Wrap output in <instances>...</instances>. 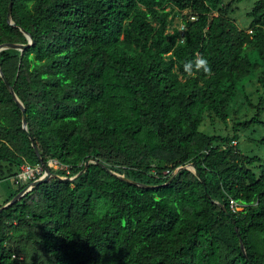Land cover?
Segmentation results:
<instances>
[{"label": "trees", "instance_id": "1", "mask_svg": "<svg viewBox=\"0 0 264 264\" xmlns=\"http://www.w3.org/2000/svg\"><path fill=\"white\" fill-rule=\"evenodd\" d=\"M221 4L0 0V44L27 43L21 29L33 40L0 51L26 119L25 130L0 77V162L43 168L55 159L66 176L0 211V264H264V163L219 147L237 126L263 125L264 0L247 12L249 32ZM184 10L193 18L183 34L168 32ZM199 57L209 71L188 75L184 63ZM253 79L263 95L252 118L234 124L232 137L200 131L205 113L225 120L226 103L238 92L246 99ZM187 164L199 177L172 173Z\"/></svg>", "mask_w": 264, "mask_h": 264}, {"label": "rangeland", "instance_id": "2", "mask_svg": "<svg viewBox=\"0 0 264 264\" xmlns=\"http://www.w3.org/2000/svg\"><path fill=\"white\" fill-rule=\"evenodd\" d=\"M254 1L255 0H222V4L220 5V7H224L226 4L230 3L227 16L234 21L238 28L249 32V18L247 17V12L251 9ZM213 14H217V11L215 10ZM170 17L172 18L169 23L168 32H172L174 29H177L180 35H182L184 32L182 21L184 18L190 17L189 11L184 10L178 12L175 15H171ZM7 72L9 74L13 72V64L7 66ZM245 93L247 95L246 99L243 98L244 96L242 93L238 92L233 100H230L226 103L225 111L227 117L225 120H221L214 112L205 113L203 121L199 126L200 131L209 135L232 137V127L234 124L247 121L256 114V109L254 106L258 103L260 99L259 97L263 95L262 89L257 79L250 80L246 83ZM259 119L263 123L262 126L252 125L246 129L237 126V137L230 143L222 142L219 147L222 148L228 144L235 145L236 148H238V150H240L242 153H245L249 156L256 155L260 159V162L264 163V144L258 142L259 139L264 138V110L259 114ZM150 164L152 167H162L164 165L163 162H159L156 160H151ZM254 164L255 165H253L252 168L257 173L258 171L256 167L258 165V162ZM22 165L23 164L14 165L6 161L0 162V205H2L3 202L11 195L13 197L15 194H17L19 192V188L28 189L30 183L42 176L45 172V170L43 169L40 174L35 175L34 178H31L27 182L20 175ZM47 166L49 167L52 174H56L61 178L66 177L60 172L62 168H65V166L62 165V163L60 164L57 160L49 159L47 162ZM187 166L188 169H192L191 167H193L192 165ZM176 172L177 168L172 173L175 174ZM151 173H156L155 169H152ZM168 175L169 170L167 169H164L161 172V176L163 177H166ZM22 196H20L16 201H20ZM23 257L24 255L20 253H17L16 255V258H18L19 260L22 259L24 261L26 257Z\"/></svg>", "mask_w": 264, "mask_h": 264}, {"label": "water", "instance_id": "3", "mask_svg": "<svg viewBox=\"0 0 264 264\" xmlns=\"http://www.w3.org/2000/svg\"><path fill=\"white\" fill-rule=\"evenodd\" d=\"M10 10H11V2L8 4V12H7V20L9 21L10 24L13 25L12 21H11V18H10ZM21 31L24 33L25 37L27 38V43L23 44V43H14V42H4V43H1L0 44V51L1 50H4V49H14V50H19V51H22L26 46H28L29 44H31L33 42L31 36L26 32L24 31L23 29H21ZM0 77L2 78L5 86L8 88L9 92L12 94L13 98L15 99V101L17 102V104H19L21 110H22V128L26 130V119H25V115H24V107L23 105L21 104V101L18 99V97L16 96V94L14 93L13 91V87L12 85L9 84V82L7 81V79L5 78L4 74L2 73V69H1V65H0ZM29 138L31 139V137L29 136ZM31 146L34 147L35 149V152L37 153L38 155V149L37 147L35 146L34 142L32 141L31 139ZM89 163H95V161H92V159L90 160H86L84 161V164H83V169L80 171V172H83ZM44 165V164H43ZM187 165H191V164H187ZM185 165L184 167H178L177 168V172L182 170V169H188V166ZM191 167V166H190ZM45 172L44 174L37 178L36 180L32 181L29 185V188L26 189V188H23L21 189L17 194H15L11 199H9L7 202L3 203L2 205H0V211L13 204L20 196L24 195L26 192H28L32 187L38 185L39 183L41 182H44L46 180H48L50 177H59L58 175L56 174H52L50 169L48 168V166L44 165L43 166ZM192 170L189 168L188 170L192 171V173L199 177L198 173L194 170L193 167H191ZM113 174L119 176L120 178L124 179V180H127L129 182H132V183H135V184H138L136 183L135 181L133 180H130V179H127L126 177H124V175H120V174H117L115 172H112ZM75 176L71 177L70 179H73ZM61 178V177H59ZM63 178H66V177H63ZM139 185V184H138Z\"/></svg>", "mask_w": 264, "mask_h": 264}, {"label": "built area", "instance_id": "4", "mask_svg": "<svg viewBox=\"0 0 264 264\" xmlns=\"http://www.w3.org/2000/svg\"><path fill=\"white\" fill-rule=\"evenodd\" d=\"M42 170L43 168L40 165H30L28 163H23L20 175L28 182L31 178H34L35 175L40 174ZM229 206L232 210H240L243 208L242 205L233 199H229Z\"/></svg>", "mask_w": 264, "mask_h": 264}, {"label": "clouds", "instance_id": "5", "mask_svg": "<svg viewBox=\"0 0 264 264\" xmlns=\"http://www.w3.org/2000/svg\"><path fill=\"white\" fill-rule=\"evenodd\" d=\"M183 68L188 75H192L194 71L200 70L207 72L209 71L208 60L204 57L188 60L184 63Z\"/></svg>", "mask_w": 264, "mask_h": 264}, {"label": "bare ground", "instance_id": "6", "mask_svg": "<svg viewBox=\"0 0 264 264\" xmlns=\"http://www.w3.org/2000/svg\"><path fill=\"white\" fill-rule=\"evenodd\" d=\"M192 170V169H191Z\"/></svg>", "mask_w": 264, "mask_h": 264}]
</instances>
